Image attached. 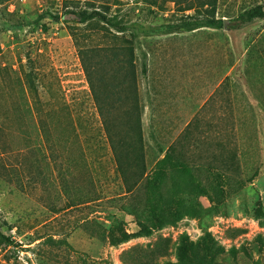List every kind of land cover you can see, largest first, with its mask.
Segmentation results:
<instances>
[{"label":"rangeland","instance_id":"374dc122","mask_svg":"<svg viewBox=\"0 0 264 264\" xmlns=\"http://www.w3.org/2000/svg\"><path fill=\"white\" fill-rule=\"evenodd\" d=\"M64 1L124 24L132 68L112 29L77 23ZM256 5L264 0H0V228L13 242H0V264H264V19L166 33L196 14L188 7L229 21ZM134 98L149 168L131 188L98 107L129 110ZM174 142L187 180L152 173Z\"/></svg>","mask_w":264,"mask_h":264},{"label":"trees","instance_id":"16d2710c","mask_svg":"<svg viewBox=\"0 0 264 264\" xmlns=\"http://www.w3.org/2000/svg\"><path fill=\"white\" fill-rule=\"evenodd\" d=\"M66 14H71L76 17L77 23L79 24H89L98 23L103 24L112 29L115 34L114 38L121 40V44L115 47L116 55L123 58L127 62V66L132 68V61L134 58V47L131 42L126 40L123 36L128 31L124 24H121L114 17L107 15V12L101 11L97 8H79L69 5L67 1H64ZM152 6L157 5L155 2H150ZM194 10L196 13L194 16H183L181 19L174 24L167 25L166 33L175 34L182 32H193L202 28H214L222 29L225 27L227 22H233L234 25L232 29L239 30L246 26H249L256 21L264 19V5H256L254 7L248 8L241 12L237 17L232 20H222L217 19L214 14V8L207 9L205 11H198L194 7H188L185 11ZM199 14L200 17L198 16ZM55 20H59L57 16H51ZM74 34V32H72ZM249 52V51H248ZM249 54H251L249 52ZM24 81L27 87L28 96L32 103L39 104L40 98L37 89L36 75L33 70L27 69L23 71ZM135 84V81H132ZM136 97V92H135ZM97 102H99L98 97H95ZM140 104L138 99L134 98L132 106L129 110H118L115 109L111 113L110 110H105L103 107H98V115L101 118V124L104 130L105 137L111 148V152L115 162V171L118 173L123 183L131 188H135L141 183L148 181V163L145 158V144L141 135V124H140ZM42 110H36L35 115L37 122H40V126L43 128V135L45 139L48 136V130L45 126V118H43ZM121 115L120 118L118 116ZM119 120V121H117ZM224 134V128L218 132ZM183 135V133L181 134ZM179 149L176 143H172L167 149L161 152L164 153L162 159L153 161V174L156 173L159 167H165L168 170L174 172L176 175L183 179H189L192 175V170L189 165L181 162L180 158L177 157ZM130 172H134V175H130ZM0 242L11 246L13 242L11 239L5 237L2 234L0 228Z\"/></svg>","mask_w":264,"mask_h":264}]
</instances>
